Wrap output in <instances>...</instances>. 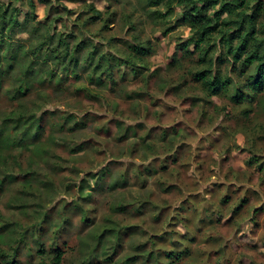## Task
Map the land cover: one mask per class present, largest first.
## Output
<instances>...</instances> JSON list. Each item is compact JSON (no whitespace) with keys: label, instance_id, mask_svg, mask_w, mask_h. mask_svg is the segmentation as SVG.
Wrapping results in <instances>:
<instances>
[{"label":"rangeland","instance_id":"374dc122","mask_svg":"<svg viewBox=\"0 0 264 264\" xmlns=\"http://www.w3.org/2000/svg\"><path fill=\"white\" fill-rule=\"evenodd\" d=\"M89 4L102 22L84 24ZM183 11L0 0L2 264H52L56 249L60 264H264V88L245 86L254 65L232 64L213 35L209 57L225 60L212 73L229 84L210 96L193 46L177 52L189 29L165 33ZM256 27L264 38V13ZM59 40L70 51L84 41L77 77L55 65ZM91 50L140 72L98 84ZM52 73L62 81H43Z\"/></svg>","mask_w":264,"mask_h":264},{"label":"trees","instance_id":"16d2710c","mask_svg":"<svg viewBox=\"0 0 264 264\" xmlns=\"http://www.w3.org/2000/svg\"><path fill=\"white\" fill-rule=\"evenodd\" d=\"M28 3L30 7L34 6L32 1H28ZM151 3L153 6L164 5L169 13L173 11L174 7H184L180 18L176 20V25L167 29L165 33L174 30L178 24L185 25L189 29L190 37L183 42V47L179 48L177 52L183 53V51H188L189 46H193V50L199 56V63L205 65V68L193 74L194 80L199 82L210 96H218L225 85L229 84L226 80L220 79L212 73L214 65L216 63L222 64L225 60L220 56L215 59L209 57L210 53L213 52L210 41L213 35H219L220 43L225 47L224 51L227 56H230L232 64L241 62L244 68L254 65L253 78H249L245 86L253 91L257 90V92L264 88V38L258 37L261 30L256 27L257 19L264 13V0H151ZM87 7L91 14L87 16L84 24L102 22V12L90 4ZM13 11L16 12V10ZM224 15L225 18H223ZM1 19L3 21V17ZM12 25H19L16 18H12ZM46 41H49V38L47 34H43V42ZM59 42L64 48L62 50L52 49L55 54V65L64 67L63 73H67L68 77H72V75L77 77L78 72L75 69L80 62L77 59V52L83 49L84 41L79 40L72 51L68 49L65 40H59ZM131 47L134 54L146 57L149 52L148 49L142 47ZM11 48L13 53L18 51V48L9 45V50ZM61 51L64 52L63 56L60 55L62 54ZM89 55L90 60L86 64V68L91 69L90 76L95 77L98 84L106 85L108 83L107 85L112 87L116 81L118 82L114 78V74H117L119 80H123L128 75L133 74L134 76L140 72L139 67L141 66H137L138 63L134 64L129 60H121L114 56L105 59L104 53L97 55L95 50H91ZM58 56L61 58L59 59ZM65 61L68 62L66 67L63 64ZM70 67H72L71 70ZM122 67L128 69V72L123 73L120 70ZM114 68L116 69L115 72L113 71ZM30 75L29 72L23 76L18 91H22V93L26 91L25 85ZM62 76L60 75V77ZM55 78H57V82L62 81L59 76L55 77V73L47 77V80H42L51 83ZM24 88L25 90H23ZM243 97L241 93L234 98L240 102ZM55 252L56 256L53 258L52 264H60L63 252L58 249ZM0 264L2 263L0 262Z\"/></svg>","mask_w":264,"mask_h":264}]
</instances>
